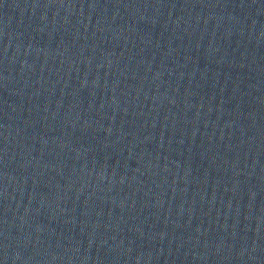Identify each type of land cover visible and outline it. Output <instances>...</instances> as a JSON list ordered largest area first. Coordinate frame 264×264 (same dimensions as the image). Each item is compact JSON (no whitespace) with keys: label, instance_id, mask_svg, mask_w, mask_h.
Returning a JSON list of instances; mask_svg holds the SVG:
<instances>
[{"label":"water","instance_id":"95a60500","mask_svg":"<svg viewBox=\"0 0 264 264\" xmlns=\"http://www.w3.org/2000/svg\"><path fill=\"white\" fill-rule=\"evenodd\" d=\"M0 264H264V0H0Z\"/></svg>","mask_w":264,"mask_h":264}]
</instances>
